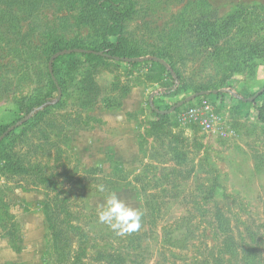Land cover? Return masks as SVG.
Returning a JSON list of instances; mask_svg holds the SVG:
<instances>
[{"label": "rangeland", "instance_id": "rangeland-1", "mask_svg": "<svg viewBox=\"0 0 264 264\" xmlns=\"http://www.w3.org/2000/svg\"><path fill=\"white\" fill-rule=\"evenodd\" d=\"M194 1L136 0L124 11L126 44L135 50L134 58L146 62H92L103 96L111 98L110 105H121L115 112L102 103L86 108L72 93L60 106L33 115L14 143L2 146L0 264L74 263L72 253L82 237L74 228L79 223L91 242L78 264H110L100 254L115 249L125 254L121 264H213L221 258L223 242L213 226L223 218L234 246L224 256L226 264H264V93L255 103L242 100L264 88V60L253 74L230 78L215 59L193 49L180 24ZM209 2L220 16L237 4L264 8V0ZM1 7L6 12L0 17V128L29 115L21 104L46 87L53 54L75 45L101 49L113 40L109 18L92 1L29 0L20 9ZM154 57H163L171 77L152 67ZM204 91L206 98L183 104L179 112L207 99L214 129H205L199 118L181 120L179 113L156 129L152 95L155 108L167 111ZM51 96L57 99L58 91ZM15 162L30 172L16 171ZM116 167L124 169V180ZM89 168L99 171L91 176L85 172ZM81 178L84 183L71 199L80 215L65 226L60 189L73 188L72 180ZM111 178L121 183L113 193L142 213L139 230L123 236L97 215L107 196L98 191L100 182Z\"/></svg>", "mask_w": 264, "mask_h": 264}, {"label": "trees", "instance_id": "trees-1", "mask_svg": "<svg viewBox=\"0 0 264 264\" xmlns=\"http://www.w3.org/2000/svg\"><path fill=\"white\" fill-rule=\"evenodd\" d=\"M87 1L95 2L99 13L109 18L110 26L107 32L109 37H113V40H108L105 46L101 49H91L80 47L78 45L72 46V48L102 51L107 53L109 56L96 55L93 53L72 52L56 58L53 63V70L57 84L53 80L48 67L49 80L46 87L35 91L33 94L25 98L21 104V108L26 114H30L33 110L37 109L38 111L35 112L34 116L43 115L50 108L60 106L64 102L63 97L72 93L76 95L77 99L82 102L86 108H94L99 103L104 104L108 109H115L121 106L120 104L110 105L111 98L103 96V89L96 79V71L92 62L93 60L102 59L116 60V57H136V53H134L135 50H132L126 44L127 38L125 37L124 30L126 19V13L124 11L128 13V11L132 10L135 7L136 0ZM26 2H29V0H0V17L6 12L1 6L12 4L17 5L20 9V7H23ZM180 25L181 31L184 35H187V39L190 41L191 47L197 51L206 53V55L213 60L215 59L219 66L222 67L223 72L227 77L231 78L235 73L248 72L253 74L256 71V67L259 65V61L262 59L264 60V8L260 5L237 4L229 13L224 16H220L209 0H195L191 7H188L185 11ZM150 60L149 61L153 65L152 67H155L156 70L165 71L169 77L172 76L170 70H168V66L163 61V57H154L150 58ZM116 61L124 62L122 60ZM145 62L146 61L143 60V62L127 63L130 65H139ZM58 87H60L62 91V96L59 100L51 96L52 91H58ZM170 92L171 90H167L165 94ZM262 94L252 102L248 99L254 95L245 96L247 101H243L255 103L257 99L262 96ZM206 97L207 94L200 95L196 97V99L198 100ZM182 108L183 106L177 107L173 112L166 114L158 113L156 110L152 109L159 117L156 123V129L161 126L160 124H162V122L169 119L171 116L180 113L179 111ZM260 119L264 122V116L262 114H260ZM30 122L31 121L28 120L22 123L21 126L11 131L0 141V156H3L1 151L2 146L12 145V143H14L13 138L15 137L16 132L23 130ZM10 126L1 127L0 136L4 134ZM11 165H13L12 159H7V167H10ZM14 169L18 172L27 174L30 172L31 168L20 165L18 166L17 162H15ZM116 170L121 172L118 178L120 180H124L126 176L124 174V169L121 168L120 170L116 167ZM97 171L99 170L89 168L85 172L93 176ZM43 178L44 180L46 179L45 176H43ZM119 179L111 178L107 184L100 182V184L104 186V192H100V194L108 196L117 190L118 187L121 186L117 185L121 184ZM71 180L72 179H70V181ZM44 182H46V180ZM81 182L84 183V178L79 179V181L78 179L77 181L73 179V188L60 189V193L65 195V197L58 199V202L62 204L60 206V211L67 216V221L63 223L65 226L69 225L72 220L79 218L80 212L75 214L74 210H72L71 199L74 197L76 188H78L79 183ZM45 214L47 219H49L50 206L48 202H46ZM69 217L71 220H69ZM49 224L50 228L54 229V225L51 222H49ZM74 228L79 232V236H82L80 237L77 245V250L72 253V257L75 259V262L72 264H78L82 261V258L84 260V257L87 255L88 245H90L91 242V236L90 232L85 231L80 223L74 226ZM108 228L109 230H112L109 226ZM213 230L215 231L214 234L216 235V238L223 241L221 246L222 249L220 251L221 258L216 259L213 264H226V258L224 256H226L227 252L233 253L234 246L231 241V237L226 235L228 227L225 219L223 218L218 224L214 225ZM56 236L59 235L56 234ZM56 236L55 239L57 238L56 240H59L60 238ZM65 239L68 241L67 238ZM10 242H12V240H10ZM105 243L110 245V248H114L111 239L109 240L107 238ZM107 245H105L106 248ZM14 248L16 251H21L19 247H16V245ZM68 252L71 253L70 249L67 250V254H65L63 260L67 259ZM104 252H102L100 256H103L102 259H106L108 261L110 260V264H113V262H120V258L125 259V254H123V252L120 253L118 249H115V253L113 252L112 254L111 252L110 254L108 252L104 254ZM115 255H118V257H115Z\"/></svg>", "mask_w": 264, "mask_h": 264}, {"label": "clouds", "instance_id": "clouds-1", "mask_svg": "<svg viewBox=\"0 0 264 264\" xmlns=\"http://www.w3.org/2000/svg\"><path fill=\"white\" fill-rule=\"evenodd\" d=\"M98 191L103 193L104 186L100 185ZM99 222L108 225L117 235L123 236L139 230L142 213L139 208L127 203L111 193L104 197V202L98 205Z\"/></svg>", "mask_w": 264, "mask_h": 264}, {"label": "water", "instance_id": "water-1", "mask_svg": "<svg viewBox=\"0 0 264 264\" xmlns=\"http://www.w3.org/2000/svg\"><path fill=\"white\" fill-rule=\"evenodd\" d=\"M72 52H78V53H93V54H96V55H102V56H109L107 53H104L102 51H95V50H87V49H82V48H78V49H69V50H62V51H58L56 52L55 54H53L50 58V61H49V72L53 78V80L56 82L57 84V81H56V78L54 76V70H53V63L55 61L56 58H58L59 56L61 55H65V54H68V53H72ZM116 60H122V61H125V62H141L143 60H146L147 58H115ZM264 92V88L258 92L256 95L250 97L248 100L249 101H254L259 95H261L262 93ZM58 93H59V96H58V100L61 98L62 96V91L60 89V87H58ZM208 92L207 91H204V92H200V93H197L195 95H193L192 97L188 98V99H185L183 101H181L178 105L174 106L173 108H171L170 110H167V111H158L155 106L153 105V102H152V98H153V95L151 96L150 98V103H151V107L153 110H156L158 113H161V114H166V113H169V112H172L174 111L177 107L179 106H182L183 104L195 99L196 97H198L199 95H205L207 94ZM242 100L244 101H247V99L245 98H242ZM35 114V111L31 112L28 116H26L25 118H23L21 121L17 122L16 124H14L13 126H11L4 134H2L0 136V141L7 135L9 134L11 131L15 130L17 127L21 126L22 123L28 121L33 115Z\"/></svg>", "mask_w": 264, "mask_h": 264}, {"label": "built area", "instance_id": "built-area-1", "mask_svg": "<svg viewBox=\"0 0 264 264\" xmlns=\"http://www.w3.org/2000/svg\"><path fill=\"white\" fill-rule=\"evenodd\" d=\"M187 116L201 119L202 126L207 130L214 129V110L209 100L204 99L199 104L188 107L186 110L179 113V117L186 119Z\"/></svg>", "mask_w": 264, "mask_h": 264}, {"label": "crops", "instance_id": "crops-1", "mask_svg": "<svg viewBox=\"0 0 264 264\" xmlns=\"http://www.w3.org/2000/svg\"><path fill=\"white\" fill-rule=\"evenodd\" d=\"M109 110L112 111V109H109ZM116 110H117V109H115V111H116ZM115 111H112V113L115 112ZM104 121H106V120H104Z\"/></svg>", "mask_w": 264, "mask_h": 264}]
</instances>
